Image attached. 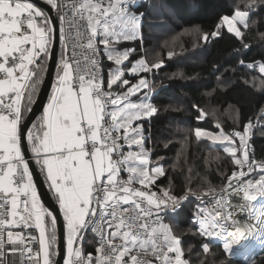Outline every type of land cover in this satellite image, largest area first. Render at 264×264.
Returning a JSON list of instances; mask_svg holds the SVG:
<instances>
[{"label": "snow or ice", "instance_id": "snow-or-ice-1", "mask_svg": "<svg viewBox=\"0 0 264 264\" xmlns=\"http://www.w3.org/2000/svg\"><path fill=\"white\" fill-rule=\"evenodd\" d=\"M45 2L55 20L32 0H0V264H192L181 236L165 222L192 197L200 201L196 231L222 240L229 259L250 240L264 245V203H253L264 200V161L250 152L251 122L231 133L220 123L217 133L192 130L196 141L220 145L235 165L230 174L222 173L219 188L206 178L194 187L191 175L179 195L171 185L156 184L166 171L151 160L143 121L159 112L150 99L156 86L148 74L164 61L133 59L135 48L118 47L136 40L142 45V0ZM257 6V0H241L198 40L207 43L226 29L248 48L245 31ZM57 40L62 50L55 82L39 121L29 128L26 113L37 102ZM173 55L167 53L169 59ZM239 63L258 68L264 89V62ZM194 107L197 120L205 119L207 113ZM26 149L62 216L63 251L57 213L41 201ZM89 242L93 251H85ZM202 250L208 254L211 245L202 244ZM9 251L18 259H8Z\"/></svg>", "mask_w": 264, "mask_h": 264}, {"label": "trees", "instance_id": "trees-1", "mask_svg": "<svg viewBox=\"0 0 264 264\" xmlns=\"http://www.w3.org/2000/svg\"><path fill=\"white\" fill-rule=\"evenodd\" d=\"M142 2L144 7L141 11L145 12L142 45L140 40H136L123 43V46L136 49L133 59L141 56L149 61L158 58L164 61L161 69L148 74L156 86L151 100L159 112L150 120L143 121L146 137H149L147 147L150 149L151 160L153 164L163 165L166 171V175L158 178L156 184L163 188L171 185L172 190L179 195L189 183L188 177L191 175L194 187L206 178L219 188L225 182L222 173L230 174L235 170V165L220 151L224 160L213 161L208 158L206 151H211V148L204 141H196V144L192 130L196 127L212 132L218 130L216 124L219 122L208 114L207 108L235 110L236 122L224 119L225 122L220 123L226 133L234 129L242 130L243 125L253 123L257 116L260 117L264 110L261 74L258 68L249 69L241 66L239 61L244 60L245 65L264 62V4L257 0L258 6L244 36L249 47L244 48L240 40L226 29L222 30L221 36L210 37L207 43L198 40L201 32L214 31L220 17L231 14L234 5L240 4L241 0ZM175 37L177 40L174 45L177 44L178 49L172 46L171 41ZM169 51L174 53L171 59L167 57ZM104 63L109 64L106 60ZM171 95L177 96L179 100H173ZM194 106L207 113L205 119L197 120L198 112ZM41 115L33 123H37ZM172 120L177 122L175 124H183L184 129H173V133L169 128ZM249 145L254 158L264 161L263 125H255ZM185 149L186 156L181 154ZM194 200L191 198V202L186 203L178 214L165 218V222L170 223L175 233L181 236L185 255L192 264H215L218 259H225L227 264H264V251L249 262L233 257L229 259L221 244L209 242L198 235L192 221ZM88 237L91 235L88 234ZM204 243L211 245L208 254L203 253ZM189 248L191 250L187 251ZM93 250L91 242L85 244V251Z\"/></svg>", "mask_w": 264, "mask_h": 264}, {"label": "water", "instance_id": "water-1", "mask_svg": "<svg viewBox=\"0 0 264 264\" xmlns=\"http://www.w3.org/2000/svg\"><path fill=\"white\" fill-rule=\"evenodd\" d=\"M32 2L36 6L40 7L45 12H47L53 18V20L56 19L55 11L51 10L50 7L46 4V2L44 0H32ZM59 51H60V44H59V41L57 40V43H56V46L54 49L56 57L47 63V65H46L47 66V72L44 75L43 83L41 84V86L39 88L37 102L33 106V111L30 113H27V115H26V118H27L26 126L29 128L31 127V124L34 122V120L37 118V116L39 114H41V112L43 111V107H44L46 100L48 98L50 88L52 85V81L54 78V73L56 70V60L58 59ZM25 157L29 161L30 169L33 172L34 181L37 184L38 192L40 194L42 203H44V205L47 208H49L50 210H53L54 212L57 213L58 220H59L58 227L60 228V236H61V240H60L61 251H63L64 233H63L62 216H60V214L58 213L57 205H56L54 199L52 198V194L48 190L47 184L44 182L43 176L39 172V168L36 166L35 162L32 160V155H31L30 150H27V149L25 150Z\"/></svg>", "mask_w": 264, "mask_h": 264}, {"label": "rangeland", "instance_id": "rangeland-1", "mask_svg": "<svg viewBox=\"0 0 264 264\" xmlns=\"http://www.w3.org/2000/svg\"><path fill=\"white\" fill-rule=\"evenodd\" d=\"M177 38H173V40L171 41L172 42V46H175L176 49H178V46L177 44L174 45V43L176 42ZM197 59V57H195ZM171 98L175 101H178L179 98L175 95H171ZM208 110V114L212 117V118H215V120L219 123H224L225 120L224 119H229L233 122H236L237 120V116H236V112L234 109H229L227 108L226 110L224 111H219L217 109H210V108H207ZM172 125L169 127L170 130L173 132V129L179 131V130H182L184 129L183 127V124H175L177 122L175 121H171L170 122ZM263 125L264 126V110L261 111V115L260 117L257 116V118L254 120V122L252 123L253 125V128L251 131L254 132V128H255V125ZM186 131V130H185ZM219 132V129L214 132V133H217ZM232 131H230L229 133H231ZM174 133V132H173ZM146 136V134H145ZM251 137V135H250ZM195 138V136H194ZM201 141H204L205 144H207L210 148H211V151L208 150L206 151L207 155H208V158H211L213 161H221V160H224L223 159V155L224 156H227L226 154H224L222 152V147L220 145H212L210 141H206V140H201ZM195 143H196V140H195ZM197 144V143H196ZM133 150H136L135 146H133ZM220 151L223 155H220V153L218 152ZM211 153V155H210ZM181 154H183L184 156H186V149L181 152ZM219 154V158H216L217 155ZM257 161H260V160H257ZM158 164V163H157ZM254 177H257L258 176V173H253L252 174ZM205 199H208V198H205ZM194 206H193V218H195V213L198 211V206H200V201L195 199L194 200ZM264 201V200H261V198H258V201L257 202H253L254 204L257 205V207L260 205V203ZM192 218V219H193ZM239 218H244V217H239ZM193 221V220H192ZM194 222V221H193ZM195 224V223H194ZM198 225L195 224V229H197ZM196 233L198 234V232L196 231ZM199 235V234H198ZM202 237V236H201ZM209 242H212V243H219L221 244L222 248H223V241L222 240H219V239H214V240H208ZM249 243H247V245H245V247L241 250L240 254L239 255H234L232 256L233 258H239V259H242V260H245L246 262H249L250 260H252L256 255H258L259 253L263 252L264 251V245H262L259 241H256V240H250L248 241ZM234 252H236V248L233 249Z\"/></svg>", "mask_w": 264, "mask_h": 264}, {"label": "crops", "instance_id": "crops-1", "mask_svg": "<svg viewBox=\"0 0 264 264\" xmlns=\"http://www.w3.org/2000/svg\"><path fill=\"white\" fill-rule=\"evenodd\" d=\"M45 1V0H44ZM130 42H132V41H130ZM123 43H127V42H123ZM123 43H121L118 47L119 48H121L122 50L124 49V48H133V47H128V46H123ZM60 48H61V50H62V45H60ZM59 54H60V51H59ZM59 57V56H58ZM141 57V56H140ZM140 57H137V58H140ZM106 60V59H105ZM107 61V60H106ZM113 67H114V65H113ZM106 75H107V67H106ZM55 76H56V70H55V73H54V78H53V81H52V85L54 84V82H55ZM127 78L130 80V81H132L133 83H135L136 82V80H137V78L135 77V76H132V75H128L127 76ZM52 85H51V88H50V92H49V95H48V98H49V96H50V94H51V89H52ZM115 87V86H114ZM48 98H47V100H46V103H45V105L44 106H46V104H47V101H48ZM131 99L133 100V101H136L137 100V96H133V97H131ZM42 113V112H41ZM127 150V149H126Z\"/></svg>", "mask_w": 264, "mask_h": 264}, {"label": "built area", "instance_id": "built-area-1", "mask_svg": "<svg viewBox=\"0 0 264 264\" xmlns=\"http://www.w3.org/2000/svg\"><path fill=\"white\" fill-rule=\"evenodd\" d=\"M142 1H146V0H142ZM155 92H153V93H150L149 95H150V99H151V95L152 94H154ZM253 133V131H251V134ZM123 175H125L126 176V173H124ZM154 190H157V191H159V189L157 188V187H155L154 186ZM193 199H196L195 197H192ZM191 199V198H190ZM169 215H171V214H169ZM168 216V215H167ZM166 216V217H167ZM165 217V218H166ZM193 221L195 220V218H193L192 219ZM29 232H32L33 234H35V235H37L38 236V232L35 230V229H30V230H28ZM90 235H91V233H89ZM247 245V244H246ZM34 248H38V245H32ZM18 257H19V254L17 253V255L16 256H13L12 254H11V252L9 251L8 252V255H7V258L8 259H18Z\"/></svg>", "mask_w": 264, "mask_h": 264}, {"label": "bare ground", "instance_id": "bare-ground-1", "mask_svg": "<svg viewBox=\"0 0 264 264\" xmlns=\"http://www.w3.org/2000/svg\"><path fill=\"white\" fill-rule=\"evenodd\" d=\"M261 203H264V201H262ZM261 203H260V204H261ZM259 206H260V205H259ZM259 206H258V207H259ZM242 219H243V218H242ZM247 243H249V242H247ZM247 243H246V244H247Z\"/></svg>", "mask_w": 264, "mask_h": 264}]
</instances>
